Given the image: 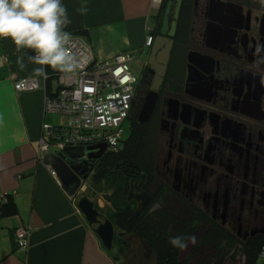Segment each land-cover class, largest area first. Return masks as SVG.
<instances>
[{"label": "flooded vegetation", "instance_id": "1", "mask_svg": "<svg viewBox=\"0 0 264 264\" xmlns=\"http://www.w3.org/2000/svg\"><path fill=\"white\" fill-rule=\"evenodd\" d=\"M168 8L159 52L160 60L168 55L166 72L150 121L138 122L150 131L155 153L141 168L121 161L116 170L126 168L128 198L131 192L150 195L142 212L160 210L170 195L179 209L187 207L203 225L221 226L242 243L260 239L264 237V4L161 0L147 36L151 46L140 51L145 63L129 124L138 120L151 91L156 72L149 65L150 55ZM144 78L151 79L148 91ZM107 152L106 147L100 158L89 160L92 152L85 150L83 158L72 159L93 165L84 183L88 189ZM128 198L136 215L138 203ZM145 250L149 258L152 252Z\"/></svg>", "mask_w": 264, "mask_h": 264}, {"label": "crops", "instance_id": "2", "mask_svg": "<svg viewBox=\"0 0 264 264\" xmlns=\"http://www.w3.org/2000/svg\"><path fill=\"white\" fill-rule=\"evenodd\" d=\"M86 2L88 13L76 9ZM72 23L65 29L90 46L99 62L121 52L141 51L155 24L156 0H61ZM24 56L21 70L11 40L0 39V196H10L18 209L13 218L0 219V264H115L78 208L52 175L40 153L43 123L54 115L44 113L46 92H17L15 82L36 77ZM52 120L50 121V119ZM58 123V122H57ZM98 204V203H97ZM26 228L30 247H18L16 232ZM256 264H264L261 256Z\"/></svg>", "mask_w": 264, "mask_h": 264}, {"label": "trees", "instance_id": "3", "mask_svg": "<svg viewBox=\"0 0 264 264\" xmlns=\"http://www.w3.org/2000/svg\"><path fill=\"white\" fill-rule=\"evenodd\" d=\"M128 52L131 51L121 53ZM47 71L52 70L49 68ZM52 80L47 82L46 94L51 93L54 85ZM143 83L144 89L148 91L151 79L144 78ZM130 124L131 132L126 144L117 152L108 151L98 161L90 189L94 195H98V191L109 194L107 199L112 206L110 210L102 212L97 203L96 207L115 226L114 249L111 252L105 250L114 263L143 264L138 258L139 253H142L143 259H148L146 247L152 252L154 264H228V259L235 264L237 257H240L239 264H256L264 248V237L242 243L229 236L221 226L203 225L202 219L192 217V212L187 207L179 209L176 204H164L160 210L150 215L148 210L139 216L135 215V207L127 202L129 189L126 168L116 170V166L121 161H129L141 168L148 155L155 153V147L149 142L150 131L147 127L141 126L137 119H132ZM17 215L18 209L12 198L4 195L0 201V219ZM180 218L183 220L179 221ZM195 221L198 222L197 225L194 224ZM190 235L197 236L198 242L194 246L189 245L186 251L169 243L173 236ZM130 237L133 240H129Z\"/></svg>", "mask_w": 264, "mask_h": 264}, {"label": "built area", "instance_id": "4", "mask_svg": "<svg viewBox=\"0 0 264 264\" xmlns=\"http://www.w3.org/2000/svg\"><path fill=\"white\" fill-rule=\"evenodd\" d=\"M151 41L146 39L147 47ZM67 47L78 63L74 74L51 69L46 79L33 77L15 82L17 92L39 89L47 92V82L55 81L51 93L46 94L44 113L59 117V121L52 125L43 123L40 153L50 154L54 149L53 154L58 156L66 149L96 145H105L109 152H117L136 102L139 79L131 72L130 63L139 53H119L110 61L99 62L79 35H71ZM3 198L4 195L0 196V201ZM16 237L20 249L30 247L26 228L18 229ZM261 256L264 257V248Z\"/></svg>", "mask_w": 264, "mask_h": 264}, {"label": "clouds", "instance_id": "5", "mask_svg": "<svg viewBox=\"0 0 264 264\" xmlns=\"http://www.w3.org/2000/svg\"><path fill=\"white\" fill-rule=\"evenodd\" d=\"M261 2L264 4V0ZM76 11L86 16L87 3H81ZM71 23L61 0H0V39L11 40L16 51L21 53L16 61L21 70L26 67L24 56L27 52L23 50L33 53L28 59L38 65L33 69L38 78L46 79L49 68L62 74L77 71L78 63L67 47L72 34L65 29ZM197 242L195 235L173 236L169 240L173 247L181 251H186L189 245L194 246Z\"/></svg>", "mask_w": 264, "mask_h": 264}, {"label": "water", "instance_id": "6", "mask_svg": "<svg viewBox=\"0 0 264 264\" xmlns=\"http://www.w3.org/2000/svg\"><path fill=\"white\" fill-rule=\"evenodd\" d=\"M172 3H169V8ZM167 9L166 17L163 22V28L160 31L159 37L156 39L155 44L152 48L150 55L149 65L154 68L156 72V76L154 78L151 91L145 98L144 105L141 109L140 115L138 117V122L141 125H147L150 121L155 107L158 102L159 94L158 91L163 83V77L166 72V65L168 62V55L166 59L160 60L159 52L161 50L162 40L161 38L166 33L168 27V13L170 9ZM175 29V25L173 26V30ZM144 48H147L145 45ZM138 54L137 52L135 53ZM159 56V57H158ZM77 152L76 154H72L70 149H66L63 154L54 155L51 154L46 157L45 161L47 165H49L54 173V176L58 180L61 185V188L65 191V193L73 198L78 199V208L82 212L87 224L91 227L102 244V247L107 252H111L114 249L116 231L114 224L106 218L96 207V203L90 199L88 196L79 197L81 190L83 189L85 180L88 178V174L93 171V165L89 163L88 160H84L80 163H75L72 159H81L84 156L85 150L91 151L88 155L89 160H95L102 156L104 153L106 146L105 145H96L88 148L80 147V148H72ZM98 151L94 153V151ZM123 163H119L116 167H120ZM140 189H138L139 191ZM135 199L138 203V207L136 210V216H138L142 210L148 205L150 200V195L146 192H142L139 195H133L131 192L128 200L131 201Z\"/></svg>", "mask_w": 264, "mask_h": 264}, {"label": "rangeland", "instance_id": "7", "mask_svg": "<svg viewBox=\"0 0 264 264\" xmlns=\"http://www.w3.org/2000/svg\"><path fill=\"white\" fill-rule=\"evenodd\" d=\"M138 53H139L138 57H136L130 63L131 72L134 75H136L137 77H139L141 75L142 70L144 68V63H145L144 54L141 52H138ZM54 83H55V81H54ZM51 120H52V118L50 119V121ZM58 121H59V117L54 116V120H52L51 123L57 124ZM130 132H131V130H130L129 124H126L124 126L123 141H126L128 139ZM50 152L54 153L55 151H54V149H52ZM83 196H88L95 203H98L97 205L99 207V210H101L102 212L105 210H110V208L112 207L111 203L107 199L109 194H107L106 192L103 193V192L98 191V195H94L93 192L87 188L86 184L83 186V189L81 190L80 195H79V197H83ZM176 203L177 202H176L174 197H171L170 195H166V200H165L164 204H176ZM139 254H140V256L138 255L139 256V258H138L139 262H142L143 264H154L155 263L154 258H151V256L148 259H143V257L141 256L142 253H139ZM227 262H228V264L229 263L232 264L233 261L230 262V259H228ZM239 263H240V257H237L235 264H239Z\"/></svg>", "mask_w": 264, "mask_h": 264}]
</instances>
